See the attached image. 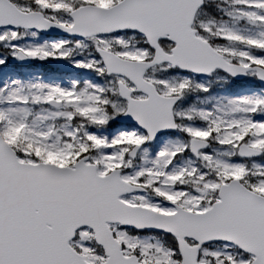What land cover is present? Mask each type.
I'll return each mask as SVG.
<instances>
[{"label": "snow or ice", "instance_id": "6c2138e0", "mask_svg": "<svg viewBox=\"0 0 264 264\" xmlns=\"http://www.w3.org/2000/svg\"><path fill=\"white\" fill-rule=\"evenodd\" d=\"M0 264H264V0H0Z\"/></svg>", "mask_w": 264, "mask_h": 264}]
</instances>
